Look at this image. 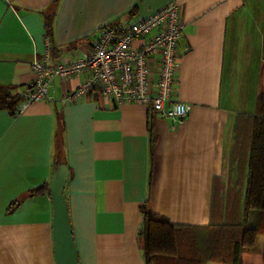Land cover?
Instances as JSON below:
<instances>
[{
	"label": "crops",
	"instance_id": "0c3cea01",
	"mask_svg": "<svg viewBox=\"0 0 264 264\" xmlns=\"http://www.w3.org/2000/svg\"><path fill=\"white\" fill-rule=\"evenodd\" d=\"M173 2L184 24L174 99L190 105L181 122L96 93L66 103L82 75L55 79L47 102L0 109V264H55L50 196L32 192L49 183L58 146L79 264H144V204L174 225L209 223L234 119L264 94V0H0V89L21 97L32 82L50 15L53 59L68 62L89 55L99 27Z\"/></svg>",
	"mask_w": 264,
	"mask_h": 264
},
{
	"label": "built area",
	"instance_id": "2783aa9c",
	"mask_svg": "<svg viewBox=\"0 0 264 264\" xmlns=\"http://www.w3.org/2000/svg\"><path fill=\"white\" fill-rule=\"evenodd\" d=\"M184 24L173 2L126 25H103L96 31L89 55L57 62L46 39L45 52L30 65L32 82L21 94L23 111L31 104L49 101L55 79L82 75L83 82L64 97L75 103L96 93L114 105H140L160 118L179 123L190 105L174 99L180 56L177 44Z\"/></svg>",
	"mask_w": 264,
	"mask_h": 264
},
{
	"label": "trees",
	"instance_id": "16d2710c",
	"mask_svg": "<svg viewBox=\"0 0 264 264\" xmlns=\"http://www.w3.org/2000/svg\"><path fill=\"white\" fill-rule=\"evenodd\" d=\"M52 20L53 14L47 17L44 29L53 58ZM21 102L11 88L0 89V109L14 115ZM231 141L227 177L213 180L207 225H174L153 214L147 204L140 208L142 224L138 234L144 264H155L158 257L174 259L176 264H264V248L252 250L260 228H264V94L257 97L254 114L235 117ZM60 165L65 164L58 146L54 168ZM42 193H48V184L32 195ZM253 211L259 215L258 224L248 228L249 213Z\"/></svg>",
	"mask_w": 264,
	"mask_h": 264
},
{
	"label": "water",
	"instance_id": "95a60500",
	"mask_svg": "<svg viewBox=\"0 0 264 264\" xmlns=\"http://www.w3.org/2000/svg\"><path fill=\"white\" fill-rule=\"evenodd\" d=\"M68 177V168L60 165L53 169L48 183V194L53 207L52 240L55 264H79L64 196Z\"/></svg>",
	"mask_w": 264,
	"mask_h": 264
},
{
	"label": "rangeland",
	"instance_id": "374dc122",
	"mask_svg": "<svg viewBox=\"0 0 264 264\" xmlns=\"http://www.w3.org/2000/svg\"><path fill=\"white\" fill-rule=\"evenodd\" d=\"M224 186H227L226 182L224 183ZM257 214L258 213L255 212V215H252V217H251L252 220L248 223L249 228H256L257 227V219H258ZM254 216L257 217L255 220H254V218H255ZM260 230H261L260 231L261 233L258 235L255 247L252 249L253 251H259L260 249L264 248V228L261 227ZM163 258H165V257H158L155 260V264H176L174 259L169 258L172 261V262H170V261H166V258H165V260H163Z\"/></svg>",
	"mask_w": 264,
	"mask_h": 264
}]
</instances>
